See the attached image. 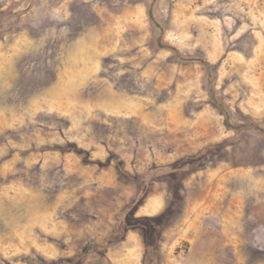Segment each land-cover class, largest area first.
<instances>
[{
    "label": "rangeland",
    "instance_id": "obj_1",
    "mask_svg": "<svg viewBox=\"0 0 264 264\" xmlns=\"http://www.w3.org/2000/svg\"><path fill=\"white\" fill-rule=\"evenodd\" d=\"M0 264H264V0H0Z\"/></svg>",
    "mask_w": 264,
    "mask_h": 264
}]
</instances>
